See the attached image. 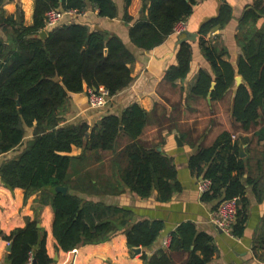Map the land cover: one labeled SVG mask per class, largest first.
Wrapping results in <instances>:
<instances>
[{
  "label": "trees",
  "instance_id": "16d2710c",
  "mask_svg": "<svg viewBox=\"0 0 264 264\" xmlns=\"http://www.w3.org/2000/svg\"><path fill=\"white\" fill-rule=\"evenodd\" d=\"M133 0H124V21L133 23L128 8ZM144 3L141 18L129 29L133 46L149 52L162 45L174 33L176 26L187 21L201 0H140ZM4 0H0V157L18 149L20 153L0 167V181L9 189H22L25 198L40 193L34 219H28L24 228L2 238L11 245L9 264H28L32 255L35 264H51L46 249V232L38 226L39 211L51 207L54 214L53 236L64 252L83 245L108 241L124 232L130 249H149L161 236L162 221H142L131 224L134 213L125 208L89 200L102 197L110 191L116 180L120 187L147 199L157 192V201L167 203L182 191L172 158L149 147L139 139L146 126L145 111L137 103L128 107L121 116L107 115L97 124L87 123L61 126V115L73 95L85 89L104 88L112 98L132 82L130 65L135 56L117 35L102 31H89L80 23L60 24L47 31V13L82 12L92 9L98 16L116 19L115 0H35L34 22L26 27L20 8L15 16L3 13ZM147 11V15H145ZM232 8L224 4L219 15L200 28V49L210 64L212 76L201 70L191 88L193 96L206 98L216 83L211 99L221 101L235 87L236 76L245 84L236 90L233 104V122L243 131L250 132L264 122V0H254L239 21L237 42L242 50L237 69L225 60L228 51L215 36L232 20ZM192 48L181 45L177 54L178 65L169 68L163 79L169 83L187 77L192 61ZM31 138L26 142L27 133ZM126 136L129 143L118 151L119 137ZM259 144L264 143V126L256 132ZM229 133H223L210 147H201L189 159V169L197 178L212 181L210 192L202 195L205 203L238 199V213L232 234L242 237L247 222V186L259 199L264 191L263 178H246L250 159H241L239 142ZM243 143L249 142L242 139ZM81 148L78 157L70 156L72 148ZM100 152L111 153L110 174L99 177L86 172L80 182L72 176L80 165L100 163ZM264 162H259V169ZM88 167V166H86ZM88 183V184H87ZM66 187L67 194L56 192ZM84 195L87 196L84 197ZM89 200V201H88ZM264 246L263 238L259 241ZM216 253L213 238L197 230L192 222L179 225L171 234L168 251H160L141 258L145 264H174L173 256L187 255L184 264H210Z\"/></svg>",
  "mask_w": 264,
  "mask_h": 264
},
{
  "label": "crops",
  "instance_id": "0c3cea01",
  "mask_svg": "<svg viewBox=\"0 0 264 264\" xmlns=\"http://www.w3.org/2000/svg\"><path fill=\"white\" fill-rule=\"evenodd\" d=\"M118 7L116 19H106L98 16L97 11H86L76 20L65 16L62 24L77 22L85 25L89 31H102L120 37L127 48L134 54L135 61L130 65L132 71L131 84L112 97L108 105L99 110L92 109L88 102L87 88L82 94L73 95L66 106V112L61 115V126L87 123L97 124L107 115L121 116L122 113L134 103L145 111L146 126L140 141L149 147L161 149V153L173 159L177 170V177L182 185V191L175 195L171 201L161 203L157 201V192L150 198L142 199L132 194L128 189L118 195L114 188H119V183L114 180L109 185V192L102 197L88 198L94 202H103L110 206L129 209L134 213L131 224L142 221L159 220L164 222L165 228L149 249H142L136 254L134 249L127 245V236L124 232L116 234L108 241L83 245L73 251L64 252L53 236L54 214L49 206L39 211V224L46 236V249L51 264H145L141 256L145 252L148 256L160 251H168L171 234L182 223L192 222L197 230L213 238L216 253L210 264H264V246L259 245L261 238L264 240V191L259 199L254 194L252 187L247 186V211L248 217L242 237L226 234L212 223V216L216 210L217 202L205 203L198 191V180L189 169V159L201 147H210L223 133H229L233 141L240 140L239 148L244 146L245 157L250 159L245 176L253 179L264 177V166L259 169V162H264V143L259 144L256 132L264 126L245 132L233 122V104L237 90L235 85L225 97L218 102L208 97L201 98L191 94V88L201 70L207 71L215 81V74L204 57L200 46L199 34L196 43L187 42L192 48L193 56L190 71L186 78L169 83L163 79V74L171 67L178 65L177 54L183 38V32L198 33L202 24L217 15L220 5L227 4L232 8V20L222 30H216L207 35V41H214L215 36L228 51L225 60L237 69L238 58L242 50L237 42L238 27L244 11L251 7L254 0H201L194 7L193 14L185 21L179 23L172 35L162 45L149 52L137 49L129 39V29L143 15L144 3L133 0L128 8V14L133 18V23L124 21V0H115ZM18 8L24 14L26 27H31L34 22L35 0H4L3 13L6 17L15 16ZM147 15V11H145ZM264 24V18L259 26ZM182 33H178V31ZM0 37L6 40L0 30ZM213 81V82H214ZM242 84L245 82L242 79ZM31 138V131L27 133V140ZM242 139L249 142L243 143ZM126 136L119 137L118 151L124 149L129 143ZM21 149L0 157L1 165L16 157ZM83 153L81 148H72L70 156L78 157ZM106 175L110 174L109 160L111 153L100 152ZM100 163L80 165L79 174L72 176L78 183L86 172L94 171L93 166L99 167ZM264 184V181H263ZM84 197L87 198L86 195ZM40 193L32 194L25 198L22 189H9L0 181V264H9L7 252L10 245L1 233L9 235L16 229L24 228L28 219H34L38 209ZM88 200V201H89ZM187 255L176 254L173 256L174 264H184Z\"/></svg>",
  "mask_w": 264,
  "mask_h": 264
},
{
  "label": "built area",
  "instance_id": "2783aa9c",
  "mask_svg": "<svg viewBox=\"0 0 264 264\" xmlns=\"http://www.w3.org/2000/svg\"><path fill=\"white\" fill-rule=\"evenodd\" d=\"M85 12L77 14L75 12L62 13L59 10H52L47 13L46 28L45 31L52 30L60 24H62L63 18L65 16L73 17L85 15ZM178 33H182L180 30ZM111 97L109 93L104 89L99 90H89L88 92V102L92 109L99 110L105 108ZM198 191L201 195L210 192L212 188V181L206 178H200L198 180ZM238 213V199L225 200L219 204L212 216V223L221 231L226 234H232L233 226L235 225ZM28 264H33L32 255L29 259Z\"/></svg>",
  "mask_w": 264,
  "mask_h": 264
},
{
  "label": "water",
  "instance_id": "95a60500",
  "mask_svg": "<svg viewBox=\"0 0 264 264\" xmlns=\"http://www.w3.org/2000/svg\"><path fill=\"white\" fill-rule=\"evenodd\" d=\"M221 6L222 5H220L219 8H218L217 15L215 17H213V18L208 19L207 21H210L211 19H214V18H216L219 15ZM90 11H93V10L91 9ZM76 19H77V16H73L72 17V20H76ZM207 21H205V22H207ZM199 34H200V30H199L198 33H191L189 31L183 32V38H181L179 40L178 45H183V44H185L187 42L196 43ZM46 37H47V31L44 30L43 32H41L40 38L45 39ZM235 80H236V86L237 87L242 85L243 82H242V77L241 76L237 75ZM215 86H216V83L213 82L212 85H211V92L208 95L209 102H211L212 91L214 90ZM239 150H240V157L244 158L245 157L244 146L241 145ZM157 151L161 152V149L159 148V149H157ZM55 190H56V192L62 193L64 195L67 194V192H68V189L66 187H58ZM7 252H9V253L11 252V245L8 246ZM134 252L136 254H140L142 252V249L141 248L134 249ZM33 264H35V262H33Z\"/></svg>",
  "mask_w": 264,
  "mask_h": 264
},
{
  "label": "rangeland",
  "instance_id": "374dc122",
  "mask_svg": "<svg viewBox=\"0 0 264 264\" xmlns=\"http://www.w3.org/2000/svg\"><path fill=\"white\" fill-rule=\"evenodd\" d=\"M79 169H80L79 167L76 168L73 176H75V175H77V174L80 173L79 172ZM93 169H94L93 172L92 171H89V172H92L94 175L99 176V177H102V176L105 177L106 176V173H105L106 168L103 167V164L100 163V166L99 167L93 166Z\"/></svg>",
  "mask_w": 264,
  "mask_h": 264
}]
</instances>
